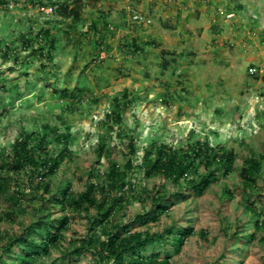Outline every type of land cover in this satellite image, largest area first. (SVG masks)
<instances>
[{
  "label": "rangeland",
  "instance_id": "1",
  "mask_svg": "<svg viewBox=\"0 0 264 264\" xmlns=\"http://www.w3.org/2000/svg\"><path fill=\"white\" fill-rule=\"evenodd\" d=\"M80 3L81 20L74 25L69 19L55 22L52 11L47 14L27 0H0V151L8 150L20 131L42 122L60 127L63 119L71 125L73 158L50 178L52 189L68 185L76 194L90 181L105 184L112 162L121 167L132 158L135 167L127 178L132 187L122 208L113 211L111 224L131 222L132 232L149 235L193 227L194 234L180 249L166 240L143 250V255L157 248L167 251L171 264H264V228L249 238L253 215L247 210L253 205L264 219V160L254 175L259 188L254 193L242 189L240 175L250 153L264 154V0ZM137 13L149 22H135ZM47 21L57 48L53 61L40 69L39 58L32 49L24 50L21 40L35 35ZM92 21L97 22L95 29ZM69 24L73 26L67 36L63 29ZM132 41L143 50L129 51ZM7 48L12 53L3 57ZM76 86L83 88L82 99L72 112L64 109L68 101L60 100L54 89L76 91ZM125 92L127 102L121 99L125 105L116 123L114 98ZM101 140L105 145L98 156ZM152 140L176 148L196 140L223 145L235 153L232 171L201 196L184 190L186 197L158 222L144 223L151 203L148 192L161 186L168 192L175 189L162 177L144 178L136 167ZM130 142L136 149L133 155ZM40 194L28 189L23 197L27 211L13 223L1 221L0 229L17 234L47 214L51 219L66 215L70 224L61 247L40 261L95 264L91 250L69 253L74 243L93 232L89 226L95 209L56 207L48 213L42 210ZM9 210L0 197V213ZM136 215L141 219L134 221Z\"/></svg>",
  "mask_w": 264,
  "mask_h": 264
},
{
  "label": "trees",
  "instance_id": "2",
  "mask_svg": "<svg viewBox=\"0 0 264 264\" xmlns=\"http://www.w3.org/2000/svg\"><path fill=\"white\" fill-rule=\"evenodd\" d=\"M27 1L40 7L50 6L54 21L57 23L62 19H69L75 25L81 20L83 5L80 0ZM46 23V26L40 28L35 35L24 36L21 40L22 48L32 49L33 55L39 58L40 69H45L53 61L58 41L49 26L50 22ZM73 24L63 29L67 36H70ZM90 24L95 29L97 22L92 21ZM101 24L103 29H107L104 18ZM97 44L99 45L100 42ZM152 44L153 41L147 42V45ZM128 47L132 53L143 50L136 41H132ZM11 53L12 50L7 48L2 52V56L9 57ZM81 90L83 88L76 86V91L60 88L54 89V93L60 100L68 101L64 109L73 112L77 109L76 105L81 102ZM121 99L127 102L126 92L121 98H114L115 109L112 117L116 123L121 122L119 108L125 105ZM106 116L110 115L106 114ZM71 138V125L65 120H61L60 127L42 122L33 130L20 131L10 148L0 151V197L10 207L9 211L0 213V222L13 223L19 214L27 211L23 197L28 189L32 192L41 191L42 210L48 213L56 207L63 211L68 209L88 211L90 208L96 211L91 217L89 226V230L93 232L89 231L91 232L89 235L80 238L77 244L74 243L69 253L79 254L91 250L95 264H171L170 256L165 250L152 248L146 255H143L142 251L156 242L164 245L166 240L180 249L194 234L192 226H185L180 231L169 232L167 235H149L132 232L131 222L111 224L113 211L122 208L125 195L128 193L127 189L131 190L132 187L131 182L127 180L129 172L135 167L132 158H128L121 167L112 162L105 175V184L100 185L90 181L83 192L76 194L70 191L68 185L52 189L50 178L58 172L65 161H71L73 158L70 149ZM104 145L105 140H101L97 150L98 156L102 154ZM135 151L134 144L130 142L129 153L133 155ZM235 157L233 150L223 145L213 146L206 140H196L178 148L152 140L143 148L136 167L143 171L144 178L162 177L170 181L175 189L168 192L161 186L148 192L151 203L149 210L144 214L146 215L144 223L158 222L162 215L167 214L171 205L186 197L184 190H191L193 195L201 196L220 176L230 174ZM263 160L264 154L250 153L243 161L240 175L244 191L254 193L259 189L254 175L259 171ZM89 177H92L91 174ZM247 210L253 215L249 223L254 230L248 236L254 239L255 232L264 228V219H259L260 213L253 205L248 206ZM140 219L141 215L133 218L134 221ZM69 224L70 217L66 215L51 219L47 214L45 219L40 217L38 221L26 226L17 234L0 229V264H43L40 261L43 257L49 256L52 249L61 247L64 232L69 229ZM234 234L237 235L238 231L236 230Z\"/></svg>",
  "mask_w": 264,
  "mask_h": 264
},
{
  "label": "clouds",
  "instance_id": "3",
  "mask_svg": "<svg viewBox=\"0 0 264 264\" xmlns=\"http://www.w3.org/2000/svg\"><path fill=\"white\" fill-rule=\"evenodd\" d=\"M141 16L142 19L141 20H138V19H134V16ZM132 19L135 21V22H149V19L146 17V16H142V15H138V14H135L133 15ZM254 70L252 67H250V71Z\"/></svg>",
  "mask_w": 264,
  "mask_h": 264
},
{
  "label": "built area",
  "instance_id": "4",
  "mask_svg": "<svg viewBox=\"0 0 264 264\" xmlns=\"http://www.w3.org/2000/svg\"><path fill=\"white\" fill-rule=\"evenodd\" d=\"M47 14L50 13L52 11V8L51 7H41ZM134 19H138V20H141L142 17L141 16H134Z\"/></svg>",
  "mask_w": 264,
  "mask_h": 264
}]
</instances>
